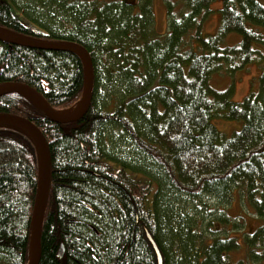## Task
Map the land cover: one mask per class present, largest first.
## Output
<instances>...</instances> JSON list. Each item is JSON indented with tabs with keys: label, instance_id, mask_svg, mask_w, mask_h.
<instances>
[{
	"label": "trees",
	"instance_id": "trees-1",
	"mask_svg": "<svg viewBox=\"0 0 264 264\" xmlns=\"http://www.w3.org/2000/svg\"><path fill=\"white\" fill-rule=\"evenodd\" d=\"M10 1L26 21L0 0L1 26L79 44L94 71L89 110L76 122L52 121L20 93L0 97V113L30 119L49 145L39 264H158L147 230L163 264L264 262V225L243 232L245 258L234 259L237 238L209 236L198 224L215 214L206 197L227 204L234 193L264 217V0H221L215 34L203 31L214 0H182L178 11L168 1L165 34L156 31L152 0ZM233 32L240 42L226 45ZM254 63L258 89L243 101L234 88L212 87L213 75ZM6 81L29 84L66 111L81 100L84 66L73 52L0 41ZM214 118L243 126L227 136ZM122 146L134 147V157ZM37 185L31 135L0 124V264L30 258ZM191 201L204 212L190 213ZM224 213L218 225L226 226Z\"/></svg>",
	"mask_w": 264,
	"mask_h": 264
},
{
	"label": "water",
	"instance_id": "water-1",
	"mask_svg": "<svg viewBox=\"0 0 264 264\" xmlns=\"http://www.w3.org/2000/svg\"><path fill=\"white\" fill-rule=\"evenodd\" d=\"M0 41L30 48L63 50L77 54L81 58L84 66V88L81 104L77 110L69 113L56 109L49 103L41 92L29 84L22 82L6 81L0 83V97L11 93L26 95L43 110L49 119L57 123L64 124L76 122L84 117L90 107L94 72L91 56L85 47L71 42L55 41L27 35L1 25ZM2 123L13 124L26 130L31 135L36 147L38 185L30 228L32 257L29 259L28 264H39L42 253L41 231L51 185V155L49 145L40 128L26 117L13 113H0V124ZM147 236L157 254L158 264H163L162 254L148 230ZM63 254L64 245L62 244L58 255L62 257Z\"/></svg>",
	"mask_w": 264,
	"mask_h": 264
},
{
	"label": "rangeland",
	"instance_id": "rangeland-1",
	"mask_svg": "<svg viewBox=\"0 0 264 264\" xmlns=\"http://www.w3.org/2000/svg\"><path fill=\"white\" fill-rule=\"evenodd\" d=\"M9 3L11 10L20 16L22 20L24 15L19 11V9L14 6L10 0H4ZM17 3L21 0H16ZM35 1V0H34ZM136 1V0H133ZM168 1L175 2V10H181L182 8V0H152V7L155 16V24L156 31L159 34H165L168 31V14H167V3ZM23 6V4H22ZM222 7L221 0H214L210 4L211 13L207 15L203 22V31L206 34H215L221 21V15L219 9ZM56 41H62L61 38H54ZM241 40V35L239 33L233 32L230 33L226 40V45H233ZM261 45L254 43L253 48H260ZM261 68L257 64L248 65L246 68L239 70L234 73L233 76L227 75H218L215 74L211 78V85L213 88L217 90H226L229 88H234V99L236 101H243L245 97L252 91H256L258 89L259 75ZM80 104V101L75 104L74 107L67 110L68 112H73L77 106ZM213 123L225 133L227 136L233 135L235 132L239 131L243 122L239 120H228L225 118H214ZM118 135H115V144H119ZM111 148V146H110ZM123 150H128L131 152L130 156L134 157V147H123ZM115 154H117L115 152ZM208 200V209H214L215 214L211 215V217H200L198 224L200 226V230H203L206 233H209V236H228L235 237L238 239L240 243V248L235 252L231 253L232 258L234 259H244L246 247L243 241V232L252 233L258 227L264 225V217H259L254 214L253 210L250 208L247 201L244 198H240L238 193H234L233 198L227 204H222L220 201H216L210 197H206ZM196 202L191 201V205L188 206V210L190 213L201 212L202 209H198L195 207ZM196 208V210H195ZM203 211V210H202ZM204 212V211H203ZM225 212L224 214L227 216L228 220L225 225H218L216 219L219 218L220 214ZM214 219L212 225L208 223ZM210 228V229H209ZM249 264H264L263 261H251Z\"/></svg>",
	"mask_w": 264,
	"mask_h": 264
},
{
	"label": "bare ground",
	"instance_id": "bare-ground-1",
	"mask_svg": "<svg viewBox=\"0 0 264 264\" xmlns=\"http://www.w3.org/2000/svg\"><path fill=\"white\" fill-rule=\"evenodd\" d=\"M33 211H34V208H33ZM32 215H33V213H32ZM31 221H32V217H31ZM43 226V225H42ZM30 228H31V224H30ZM30 232H31V230H30ZM42 232V231H41ZM147 232V231H146ZM158 246V245H157ZM159 248V247H158ZM160 250V249H159ZM157 255V254H156ZM32 257V251L30 250V258ZM60 257V256H59ZM29 258V259H30ZM28 262H29V260H28ZM28 262H27V264H28Z\"/></svg>",
	"mask_w": 264,
	"mask_h": 264
}]
</instances>
